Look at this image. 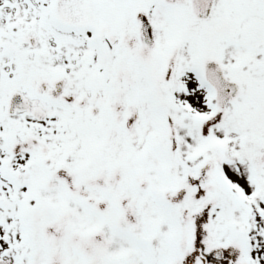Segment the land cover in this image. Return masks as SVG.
Listing matches in <instances>:
<instances>
[{"label":"snow or ice","instance_id":"snow-or-ice-1","mask_svg":"<svg viewBox=\"0 0 264 264\" xmlns=\"http://www.w3.org/2000/svg\"><path fill=\"white\" fill-rule=\"evenodd\" d=\"M0 264H264V0H0Z\"/></svg>","mask_w":264,"mask_h":264}]
</instances>
